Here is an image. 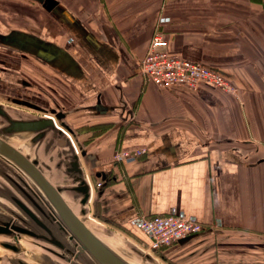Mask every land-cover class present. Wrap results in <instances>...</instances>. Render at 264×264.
Segmentation results:
<instances>
[{"label":"crops","instance_id":"1","mask_svg":"<svg viewBox=\"0 0 264 264\" xmlns=\"http://www.w3.org/2000/svg\"><path fill=\"white\" fill-rule=\"evenodd\" d=\"M155 30L235 92L147 80ZM0 104L70 133L77 160L57 130L28 134L26 156L105 231L143 241L141 216L176 214L206 229L154 253L163 263L264 264V0H0Z\"/></svg>","mask_w":264,"mask_h":264},{"label":"water","instance_id":"2","mask_svg":"<svg viewBox=\"0 0 264 264\" xmlns=\"http://www.w3.org/2000/svg\"><path fill=\"white\" fill-rule=\"evenodd\" d=\"M0 117L6 122L4 127H1V133L6 136L28 135L34 134L32 141H37L45 137L48 131L57 130L61 137L58 139V145L64 146L66 139L72 150L75 153L74 159L78 156L71 143L70 139L65 135L63 129L58 127L53 117L43 115L31 119H15L9 116L0 104ZM0 133V159L12 166L25 177H27L39 191V196L43 199L44 207L38 201L31 197L30 194L23 191L24 196L30 204L34 205L37 213L24 200L11 196L13 202L17 207L29 218L26 220L13 210H9L14 217L8 219H0V236H8L12 239V244L8 242H1L3 248L19 251V241L22 235L43 241L49 245L58 248L60 252L45 248L48 252L54 254L56 257L63 258L62 255L68 257L66 259L69 263H75L81 254H88L96 264H129L112 248H110L101 238H99L81 219L79 215L69 206L65 198L61 194L59 188L55 187L49 179L38 168L36 161L31 160L20 150L15 148L7 142ZM63 136V137H62ZM65 138V139H64ZM24 181V180H22ZM77 185L74 190L82 195L81 204H86L90 195V185L83 172L79 173L75 180ZM85 210H81L80 214H84ZM39 213V214H38ZM42 216L44 220L40 217ZM13 218H17L23 225L17 224ZM26 224V225H25ZM50 227L58 230V235L52 232ZM34 229L38 231L35 232ZM108 236L114 235L120 240H124L117 233L105 231ZM40 246V245H38ZM142 256L148 260L153 261V257L146 253L143 249L136 248ZM64 253V254H63ZM65 258V256H64ZM37 264H58L47 256H37L32 258Z\"/></svg>","mask_w":264,"mask_h":264},{"label":"built area","instance_id":"3","mask_svg":"<svg viewBox=\"0 0 264 264\" xmlns=\"http://www.w3.org/2000/svg\"><path fill=\"white\" fill-rule=\"evenodd\" d=\"M167 46L168 41L162 32L155 30L140 62L141 73L154 85L163 88L185 86L194 89L204 82L225 92H235L233 86L219 73L206 68L199 62L171 55ZM62 129L78 154L70 133L64 128ZM145 153V147L122 149L115 152L113 159L116 162H131ZM97 185L100 186L101 183L98 182ZM136 228L144 238L142 241L144 249H142L153 256L162 247L170 246L178 240L197 234L205 230L206 226L196 220L176 214H163L141 216L137 221Z\"/></svg>","mask_w":264,"mask_h":264},{"label":"rangeland","instance_id":"4","mask_svg":"<svg viewBox=\"0 0 264 264\" xmlns=\"http://www.w3.org/2000/svg\"><path fill=\"white\" fill-rule=\"evenodd\" d=\"M11 114H14V112H10ZM3 118L0 117V121ZM6 125V122L3 121L0 122V133H1V127H4ZM3 137L6 135H3ZM9 138V137H8ZM10 140L13 141L16 145L19 144L15 139L16 137L9 138ZM24 180V181H22ZM63 184L62 186H64ZM23 191L30 194L32 198H34L36 201L40 203L42 207H44V201L43 199L39 196V191L34 187L33 183L25 177L23 174H21L19 171H17L15 168L12 166H9L6 162H4L2 159H0V219H8L14 217L12 213H10L9 210H13L16 213H18L20 216L25 218L26 220H29V218L17 207V205L13 202L11 199V196H16L17 198L24 200L28 203V205L35 211L36 213L38 212L34 205L30 204L29 201L26 199V197L23 194ZM66 199L69 198L74 200V197L72 194L68 195L65 193ZM44 202V203H43ZM70 205L72 209L81 217V219L87 224L88 227L93 229L101 238L109 245L111 246L114 251L119 254L122 257L130 258L133 259L140 264H167L166 262H162V259L156 254L154 255L157 261H151L144 258L142 254L136 249H144L142 241L140 240V237L138 236H131L127 234H122L118 233L121 237H123L124 240L129 241H123L120 239H114L117 242L111 241L108 237L107 234L105 233V229L101 228V230L97 226H102V224L93 218L94 216H91L86 212L85 214H80L79 211V204L74 200L73 202H70ZM39 214V213H38ZM43 220L44 218L40 216ZM92 217V218H91ZM96 219V218H95ZM15 221L17 224H22L17 218H15ZM29 222H31L29 220ZM32 223V222H31ZM99 224V225H97ZM56 233L58 234V230H56ZM111 238V237H110ZM120 240V241H119ZM1 242H8L9 244H12V239L6 238L5 236H0V244ZM52 248L58 252H61L58 248L53 247L49 245L46 242L39 241L30 237H27L25 235H22L20 238V248L19 251L14 252L12 250L3 248L0 245V264H37L32 258L37 255V256H47L49 258H55L53 254L50 252H47L45 249L39 248V243ZM113 244V246L111 245ZM153 256V258H154ZM160 258V259H159ZM57 259V257L55 258ZM74 264H96V262L88 255V254H81L80 258L74 263Z\"/></svg>","mask_w":264,"mask_h":264},{"label":"bare ground","instance_id":"5","mask_svg":"<svg viewBox=\"0 0 264 264\" xmlns=\"http://www.w3.org/2000/svg\"><path fill=\"white\" fill-rule=\"evenodd\" d=\"M26 136L27 135H23V134H21V135H15V136H5L4 137V139L7 141V142H9L11 145H13L15 148H17L18 150H20L23 154H25V155H28V152H27V148H26V146H25V138H26ZM12 138V137H16V141L17 142H19V144L18 145H16L15 143H13V141L12 140H10L9 138ZM66 200V199H65ZM68 204H69V202L68 201H66ZM81 210H83V209H81ZM97 225H99V224H97ZM100 230H101V228H102V226H97ZM101 227V228H100ZM51 228V230H52V232H55V234H57L56 233V231H55V228L54 227H50ZM90 228V227H89ZM91 229V228H90ZM92 231H93V229H91ZM102 231V230H101ZM99 238H101V236H99L95 231H93ZM57 236H59L58 234H57ZM107 237H108V235H107ZM111 237V238H110ZM110 237H108L111 241H114V242H117L116 240H114V239H117L115 236H110ZM112 238H114V239H112ZM101 240H103L102 238H101ZM104 241V240H103ZM120 241V240H119ZM105 242V241H104ZM106 243V242H105ZM107 244V243H106ZM108 245V244H107ZM111 245L113 246V244L111 243ZM109 246V245H108ZM110 248H112L111 246H109ZM113 249V248H112ZM114 250V249H113ZM122 257V256H121ZM123 259H125L129 264H140L139 262H137V261H135V260H133V259H130V258H126V257H122Z\"/></svg>","mask_w":264,"mask_h":264},{"label":"flooded vegetation","instance_id":"6","mask_svg":"<svg viewBox=\"0 0 264 264\" xmlns=\"http://www.w3.org/2000/svg\"><path fill=\"white\" fill-rule=\"evenodd\" d=\"M3 121H5L4 119H2L0 122H2L3 123ZM14 219L15 218H13V222H14ZM26 225V224H25ZM34 231L35 232H37L38 233V231L36 230V229H34ZM2 236H4V235H2ZM6 238H10L11 239V237H8V236H5ZM19 244H20V241H19ZM39 248H41V249H45V248H48L47 246H45V245H43V244H41V242L39 243ZM19 246V245H18ZM38 246V245H37ZM20 247V246H19ZM46 250V249H45ZM47 251V250H46ZM48 252V251H47ZM52 254V253H51ZM60 254H62V252H60ZM64 254V253H63ZM54 255V254H53ZM55 256V255H54ZM64 256H65V258H64ZM51 259L52 260H54L55 262H57L58 264H74V263H69L66 259H68V257L66 256V254L65 255H62V257L63 258H60V257H57V259H55L56 258V256H55V258H53V256L51 255Z\"/></svg>","mask_w":264,"mask_h":264}]
</instances>
